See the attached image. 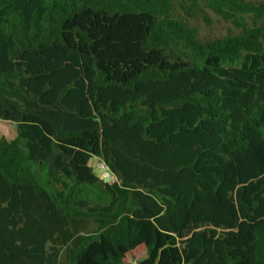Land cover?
Returning a JSON list of instances; mask_svg holds the SVG:
<instances>
[{
    "label": "trees",
    "instance_id": "obj_1",
    "mask_svg": "<svg viewBox=\"0 0 264 264\" xmlns=\"http://www.w3.org/2000/svg\"><path fill=\"white\" fill-rule=\"evenodd\" d=\"M0 120V264H264V0H0Z\"/></svg>",
    "mask_w": 264,
    "mask_h": 264
},
{
    "label": "rangeland",
    "instance_id": "obj_2",
    "mask_svg": "<svg viewBox=\"0 0 264 264\" xmlns=\"http://www.w3.org/2000/svg\"><path fill=\"white\" fill-rule=\"evenodd\" d=\"M245 1H261V0H245ZM199 27L201 29L202 34H206L208 36H220L223 34H226L229 30H232V28L227 25L223 21H219L216 17L213 16V22L210 25H207L205 22H203L202 19H199ZM16 125L13 122L0 120V138H4L7 140H10L14 138L16 135ZM91 164L94 166V170L98 175H101L100 177H106L105 180L107 181H114L116 180V177L112 174L107 172V175H104V173L100 170V164L101 161L97 158H93L91 161ZM145 256V252H141L136 257L129 258L126 262L123 264H140V260Z\"/></svg>",
    "mask_w": 264,
    "mask_h": 264
},
{
    "label": "built area",
    "instance_id": "obj_3",
    "mask_svg": "<svg viewBox=\"0 0 264 264\" xmlns=\"http://www.w3.org/2000/svg\"><path fill=\"white\" fill-rule=\"evenodd\" d=\"M98 159V158H97ZM100 160V159H99ZM101 161V160H100ZM100 170L104 173V175H107V172H109L110 173V171H109V169H108V167L101 161V164H100ZM101 175H99V177H100ZM100 178H102V179H106V177H100Z\"/></svg>",
    "mask_w": 264,
    "mask_h": 264
}]
</instances>
